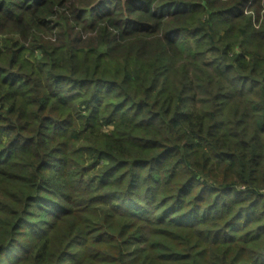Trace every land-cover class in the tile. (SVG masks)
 I'll return each instance as SVG.
<instances>
[{
    "label": "trees",
    "instance_id": "16d2710c",
    "mask_svg": "<svg viewBox=\"0 0 264 264\" xmlns=\"http://www.w3.org/2000/svg\"><path fill=\"white\" fill-rule=\"evenodd\" d=\"M0 264H264V0H0Z\"/></svg>",
    "mask_w": 264,
    "mask_h": 264
}]
</instances>
